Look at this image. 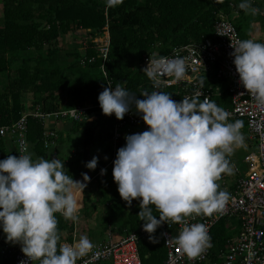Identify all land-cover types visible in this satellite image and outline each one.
I'll list each match as a JSON object with an SVG mask.
<instances>
[{
  "label": "clouds",
  "instance_id": "obj_1",
  "mask_svg": "<svg viewBox=\"0 0 264 264\" xmlns=\"http://www.w3.org/2000/svg\"><path fill=\"white\" fill-rule=\"evenodd\" d=\"M106 2L112 6L117 0ZM239 8L260 12L252 0H240ZM232 47L230 55L240 83L264 106V41L240 39ZM186 71V58L179 55H150L143 69L156 84L165 75L180 81ZM142 97L121 84L105 87L99 94L104 114L114 113L123 120L135 106L149 126L125 135L126 144L118 149L114 161V180L128 205L139 200L138 216L145 231L153 234L165 222H181L179 234L170 239L196 257L212 246L211 237L204 223H188L186 218L212 215L229 201L231 193L221 189L217 180L232 171L229 154L245 146L243 121H230L226 109L214 100H200L198 93L177 101L169 92L144 90ZM20 153L0 159V229L8 242L21 246L33 264L37 260L39 264H77L94 243L88 235L60 243L56 214L79 219L81 198L91 177L84 172L83 180H77L59 157ZM98 163L99 156H94L86 166L95 170ZM101 172L106 174L107 169ZM150 239L157 242L154 236ZM29 260L22 259L20 264H29Z\"/></svg>",
  "mask_w": 264,
  "mask_h": 264
},
{
  "label": "trees",
  "instance_id": "obj_2",
  "mask_svg": "<svg viewBox=\"0 0 264 264\" xmlns=\"http://www.w3.org/2000/svg\"><path fill=\"white\" fill-rule=\"evenodd\" d=\"M0 3L3 4L4 20L0 26V75H10L15 64L21 63L16 69V77H11L8 85L0 91V128L14 124L24 112L38 108L53 112L61 108L91 106L87 115L101 114L99 94L105 87L114 88L118 84L143 98L144 90H155L153 80L141 67L147 55L166 56L174 47L214 39L217 14L231 18L232 13L245 11L232 0H119L109 7L100 0H0ZM79 29L90 30L94 35L109 31L111 42L106 61L100 56L99 45L89 43L84 52L70 53V64L65 68L62 66L58 48L60 35ZM238 31L240 33L239 28ZM46 46L49 47L47 50ZM32 49L42 53L35 58L25 56ZM91 59L94 61L90 62ZM209 84L219 91L212 95V100L223 108L228 107L230 97L226 81L214 78ZM162 91L171 93L177 101L184 97L176 87ZM30 94L33 105L27 107L24 98ZM243 124L246 123L243 121ZM113 125L112 115L95 119L85 128L84 144L88 145L94 139L97 127ZM45 130L44 123L29 117L28 138L40 155L46 152ZM121 144L125 145L126 140ZM10 145L12 150L9 152ZM15 149L8 137L0 135V159L9 154L16 155ZM228 158L230 160V156ZM114 161L111 144L93 173L97 176L101 169H113ZM65 165L66 171L74 178L82 177L80 162ZM109 175L108 187H118L114 175ZM153 209L158 216L159 211L155 206ZM140 210L139 200L128 205L119 192L114 193L107 204L105 232L110 227L123 232L125 225L130 231H139L144 224L138 216ZM56 215L61 241H73L75 236L79 239L82 235L91 239L93 229L88 212H80L77 221L66 219L61 213ZM125 217L122 226L119 223ZM232 234L226 221L218 224L214 234L218 248L214 249L213 260L217 258L216 251ZM151 236L157 242H153L150 236L140 241L143 264H164L167 250L162 231ZM7 242L6 234L0 229V264H15L12 250L20 245L12 243L8 249Z\"/></svg>",
  "mask_w": 264,
  "mask_h": 264
},
{
  "label": "built area",
  "instance_id": "obj_3",
  "mask_svg": "<svg viewBox=\"0 0 264 264\" xmlns=\"http://www.w3.org/2000/svg\"><path fill=\"white\" fill-rule=\"evenodd\" d=\"M261 15L264 19V10H261ZM106 32L109 34L107 42L99 45L100 56L105 61L108 58L111 42L110 33L108 30ZM240 39L242 37L231 18L219 13L214 25V39L177 46L169 55H166L168 57L179 55L186 58L185 77L180 81H175L173 77L165 75L161 77L159 84L153 82L155 90L162 91L176 87L178 92L184 96H193L198 93L200 100L204 98L212 100V95L218 94L219 91H216L209 82L214 78L226 81L230 105L224 109L230 113L228 119L244 121L251 137L255 139L258 149L256 156L252 153L245 156V163H253L249 170L241 173L238 165L235 164L233 172L237 175L236 179L223 183L222 189L230 192L231 196L222 210H218L212 215H198L194 219L186 218L188 223L202 222L207 226L211 237V247L198 256L191 257L174 239H170L179 234L182 228L181 222L171 225L165 222L157 228L156 232L162 231L167 250L164 264H264V106L260 105L240 83L239 74L233 62L234 57L230 55L234 51L232 42L235 43ZM149 59L150 55L144 58L141 64L142 70L148 65ZM85 60L86 58L83 59V63ZM93 61L94 59L90 60V62ZM103 70H105L104 66ZM90 108L92 107L61 108L53 112H44L38 108L26 111L14 124L1 127L0 135L10 139L16 146V155L19 156L20 152H31V141L28 138L29 117H35L44 124L51 120L80 121ZM112 117L114 119L112 137L114 161L118 149L123 146L121 142L125 139V135L139 130L143 131L149 126L144 122L142 116L135 112V106L123 120L118 119L114 113ZM57 139L58 133L55 130H45L44 145L47 149L54 146ZM99 175L105 176L106 174L100 172ZM221 221H226L227 224L235 222L239 229L225 241L222 248L216 251L217 258L213 260L216 247L214 234ZM230 228L231 231L235 229L232 226ZM153 234L145 231L143 227L139 231L125 230L123 232L109 229L101 242L95 243L91 240L94 243V248L85 256L78 258L77 264H106L107 262L111 264H143L140 241ZM76 240L78 239L75 236L73 241L64 240L60 243H73ZM7 248L9 249V247ZM12 251L15 255V264H20L22 259L29 260L21 246ZM29 264H33V262L29 260ZM34 264H39V260Z\"/></svg>",
  "mask_w": 264,
  "mask_h": 264
},
{
  "label": "rangeland",
  "instance_id": "obj_4",
  "mask_svg": "<svg viewBox=\"0 0 264 264\" xmlns=\"http://www.w3.org/2000/svg\"><path fill=\"white\" fill-rule=\"evenodd\" d=\"M103 4H107L106 0H100ZM119 1V0H117ZM235 4H239L240 0H232ZM117 3V2H116ZM253 6H256L260 9V12L257 14H252L251 12L244 11L243 13H232L231 20L233 23L237 26V28L240 29V35L244 39V35L247 32L246 28L247 26L252 22V20H261V10L264 7V0H252ZM4 24L3 20V4L0 3V26ZM108 32L104 31L101 34L94 35L90 30H84L79 29L76 31H71L68 33H61L59 42H58V48L60 49V55H61V64L65 68L67 67L72 58H70L69 54L74 53L77 51L84 52L85 47L89 43H96L98 45H103L107 41ZM49 47L46 46V50ZM42 52H39L35 49H32L31 51H28L25 53V56H30L32 58L37 57L38 54H41ZM21 64V63H20ZM20 64H15L13 73L10 75H0V91H2L9 83V80L11 77H16L17 68L20 66ZM31 64H34L32 62ZM33 101V96L27 95L24 98V102L27 104V107H31ZM100 114V113H99ZM96 119L104 118L105 114L102 112L101 115H97ZM245 136V146H242L240 148H237L234 153L229 154L230 156V166L232 167V171L230 173L225 172L223 173L220 178L217 180V183L220 186H223V183L226 181H231L234 179L236 173L233 172V167L235 164L238 165L241 173L246 172L249 170L250 167H252L251 162H244L245 156L252 153L256 156L257 154V143L254 138L251 137L250 131L246 124H243V127L241 129ZM112 144V143H111ZM11 145L9 146V149L7 151H11ZM106 147H103L105 149ZM78 149V148H76ZM16 151V149H15ZM57 157V156H56ZM51 159V158H50ZM113 169L107 170V175H95L93 173V170L91 172H88L89 176L91 177V180L87 182V188L85 189V193L83 194V207L79 210L80 212H88L90 216V225L92 226V237L91 240L95 243L101 242L105 238L106 232L109 231L106 230L105 232V214L107 211V204L110 202L111 197L114 193L119 192L118 187H108V184L106 182L109 177V173L113 174ZM126 214H128V210L126 211ZM125 218L120 221V225L123 226L125 223ZM118 223V222H117ZM125 225V224H124ZM126 230H128V227L125 225ZM114 229V228H113ZM125 231V230H124ZM12 244L10 242H7V247ZM106 264H111L110 262H107Z\"/></svg>",
  "mask_w": 264,
  "mask_h": 264
},
{
  "label": "crops",
  "instance_id": "obj_5",
  "mask_svg": "<svg viewBox=\"0 0 264 264\" xmlns=\"http://www.w3.org/2000/svg\"><path fill=\"white\" fill-rule=\"evenodd\" d=\"M247 32L244 35V39L252 38L259 41H264V19L261 20H252V22L246 28ZM243 39V38H242ZM102 114V113H101ZM101 114H90L85 115L80 121L72 120H51L45 124V129L55 130L58 133V139L56 144L50 149H47L43 155L38 154L35 149V144L31 142V153L33 157L45 156L46 159L53 157H59L65 163L71 162H80L83 167L84 172H91L92 169H89L86 164L94 156H99V159H103L107 151V148L112 143L113 137V126H99L96 129L95 137L90 141L88 145L84 144L85 138V128L90 126L93 121L97 118V115ZM106 115V114H105ZM140 132V130L138 131ZM103 147H106L103 149ZM78 148V149H76ZM99 176V174H98ZM236 176L234 177V181ZM78 180H83V175ZM227 182V181H226ZM83 207V197L81 199ZM80 208V209H81ZM90 222V216H89ZM91 223V222H90ZM91 226V225H90ZM228 230L234 227L231 232L233 234L238 232L239 226L235 222H230L227 224ZM92 227V226H91ZM110 229H113L110 227ZM216 248L217 245H216Z\"/></svg>",
  "mask_w": 264,
  "mask_h": 264
}]
</instances>
